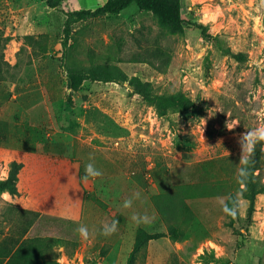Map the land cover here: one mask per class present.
I'll return each instance as SVG.
<instances>
[{"label":"rangeland","instance_id":"374dc122","mask_svg":"<svg viewBox=\"0 0 264 264\" xmlns=\"http://www.w3.org/2000/svg\"><path fill=\"white\" fill-rule=\"evenodd\" d=\"M54 1L0 0V37H14L2 50L18 64L0 80V148L79 163L89 239L53 245L59 264H127L143 232L158 236L135 264H264V193L249 216L237 174L240 135L264 125V0H181L185 22L172 29L135 3L68 26L69 13L107 0ZM40 34L49 51L37 57L24 36ZM114 65L126 80H104ZM133 77L195 105L159 116L130 87ZM89 163L102 175L85 183ZM10 170L0 163V181ZM157 194L175 210L164 215ZM233 195L235 218L223 210ZM25 207L0 191V243ZM111 221L117 230L102 235Z\"/></svg>","mask_w":264,"mask_h":264},{"label":"trees","instance_id":"16d2710c","mask_svg":"<svg viewBox=\"0 0 264 264\" xmlns=\"http://www.w3.org/2000/svg\"><path fill=\"white\" fill-rule=\"evenodd\" d=\"M56 7L54 0H47ZM135 3L140 9L153 12L164 29L180 26L182 19L181 0H107L95 10L87 9L68 14V26L71 23L103 17L108 14H119ZM192 24V23H188ZM13 37H0V80H6L5 73L12 66L5 60L2 43L7 45ZM24 40L32 48L34 56H44L49 51V35H26ZM3 41V42H2ZM25 49H22L23 51ZM7 68H6V67ZM115 74L104 77L105 81H124L123 71L114 65ZM130 87L148 103L155 106L159 116L167 115L175 108L190 109L195 103L180 94H158L151 82L133 77ZM72 89L76 85L71 86ZM0 163L11 165L9 177L0 181V191H8L12 196L20 197L26 203V211H12L16 214L14 230L0 243V264H59L53 245L66 243L78 245L80 234L76 231L81 226L82 210L87 197V188L82 181L79 163L73 158L40 152L21 151L0 148ZM246 167V178H239L242 195L250 201L249 216L255 209L256 198L264 193V143L255 147L251 162ZM158 209L167 215L175 210V205L167 201L169 195H155ZM237 203L235 195L228 201L231 208ZM171 224L170 237L180 238V233ZM3 233V231H0ZM158 235L142 233L137 241L127 264H135L136 252ZM162 236V235H159Z\"/></svg>","mask_w":264,"mask_h":264},{"label":"clouds","instance_id":"9594fccd","mask_svg":"<svg viewBox=\"0 0 264 264\" xmlns=\"http://www.w3.org/2000/svg\"><path fill=\"white\" fill-rule=\"evenodd\" d=\"M230 131L234 128H228ZM222 143V142H221ZM239 147H240V159L239 164L242 166H247L251 162V158L254 154L255 147L259 143H264V125H261L255 129L246 130L244 133H242L237 141ZM237 174L238 177L243 179L247 176V169L246 167H238L237 168ZM102 173L95 168L94 164L89 163L85 166V175L83 177L84 182L86 183L88 181L89 177L96 178L101 176ZM137 197L139 193L135 194ZM132 201L126 200L124 203V207L128 208L131 206ZM238 203V202H237ZM223 210L231 215L233 218H235L237 214V207L233 206L229 208L227 205H224ZM132 220L136 223H148L150 222V218L148 216H139L134 215L132 217ZM118 221H111L110 223H105L103 230L101 232L104 236H110L117 230ZM82 239H89V232L86 226H80L76 230Z\"/></svg>","mask_w":264,"mask_h":264},{"label":"crops","instance_id":"0c3cea01","mask_svg":"<svg viewBox=\"0 0 264 264\" xmlns=\"http://www.w3.org/2000/svg\"><path fill=\"white\" fill-rule=\"evenodd\" d=\"M11 37H12V36H11ZM13 39H14V37H13ZM13 39H12L11 41H13ZM9 42H10V41H9ZM9 42H8V43H9ZM8 43H7V44H8ZM12 66H13V65H12Z\"/></svg>","mask_w":264,"mask_h":264}]
</instances>
